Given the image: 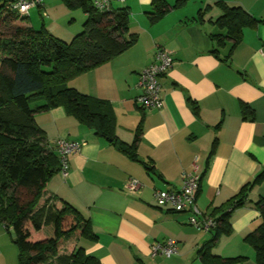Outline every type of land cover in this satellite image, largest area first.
I'll return each instance as SVG.
<instances>
[{"label": "crops", "instance_id": "obj_1", "mask_svg": "<svg viewBox=\"0 0 264 264\" xmlns=\"http://www.w3.org/2000/svg\"><path fill=\"white\" fill-rule=\"evenodd\" d=\"M152 1H113L111 8L129 9V27L138 34L137 42L71 80L81 92L110 102L121 140L133 143L141 130L136 143L139 159L96 135L63 106L54 107L35 115L51 146L60 138L82 145L69 156L67 175L55 173L47 189L74 205L98 235L96 241H72L70 252L80 245L103 264H193V259L202 264L199 251L214 232L192 225L188 211L158 206L154 192L180 188L185 174L199 173L197 205L202 214L214 218L217 207L264 169V0H185L156 21ZM167 1L174 6L178 0ZM218 1L242 6L259 20L244 28L228 61L231 41L219 49L220 57L213 53L211 35L224 32L215 23L223 15ZM44 3L48 12L52 2ZM159 48L169 50L174 59L161 78L164 105L143 108L135 103L139 75ZM243 104L253 113L245 116ZM131 180L139 182L134 191L128 188ZM261 197L264 181L252 189L245 205L233 211L232 233L221 236L212 249L215 254L245 256L249 264H257L245 237L262 222L255 206ZM168 239L176 240L177 254L152 256V244ZM0 264H20L19 249L3 225Z\"/></svg>", "mask_w": 264, "mask_h": 264}, {"label": "trees", "instance_id": "obj_2", "mask_svg": "<svg viewBox=\"0 0 264 264\" xmlns=\"http://www.w3.org/2000/svg\"><path fill=\"white\" fill-rule=\"evenodd\" d=\"M13 0H0V225L16 234L20 264H103L77 245L71 252L67 243L84 238L96 241L91 221L70 202L51 194L47 183L61 170L60 157L47 139L35 115L63 106L67 113L92 129L129 157L138 160L136 143L121 140L115 133V118L109 101L69 86L76 76L103 64L129 49L138 40L130 31L127 7L98 9L93 0H62L70 9L87 14L83 30L71 41L51 33L45 25L36 29L28 15L11 8ZM174 6L167 0H153L152 20L163 17ZM217 5L223 15L216 24L224 32L211 35L213 53L231 41L225 60L242 41L244 28L259 20L242 6L225 1ZM199 12L197 19L201 18ZM191 105H197L190 99ZM243 114H252L248 104ZM155 172L154 166L146 165ZM264 181V169L244 184L212 216L214 235L199 251L202 264H235L245 256L222 257L212 249L223 235L232 233V214L245 205L252 189ZM42 201V202H41ZM262 222L245 237L256 253L257 264H264V197L255 202ZM216 214V215H215Z\"/></svg>", "mask_w": 264, "mask_h": 264}, {"label": "built area", "instance_id": "obj_3", "mask_svg": "<svg viewBox=\"0 0 264 264\" xmlns=\"http://www.w3.org/2000/svg\"><path fill=\"white\" fill-rule=\"evenodd\" d=\"M113 1L124 0H96L95 6L100 10L111 8ZM44 0H13L11 8L21 15L30 14L33 7H44ZM174 59L169 50L159 48L155 52L153 61L139 75V93L135 97V103L143 108H161L164 105L161 78L173 67ZM82 142L60 138L55 142V149L60 157L61 171L67 175L70 169L69 156L78 152ZM201 184L199 173L185 174L180 188L156 189L154 197L158 206L170 210L191 213L190 223L198 229L210 230L214 226L212 218L204 215L198 208L197 197ZM139 186L137 180H131L128 188L136 190ZM178 252L177 242L173 239L156 241L151 246V255H163L167 258L175 256Z\"/></svg>", "mask_w": 264, "mask_h": 264}, {"label": "rangeland", "instance_id": "obj_4", "mask_svg": "<svg viewBox=\"0 0 264 264\" xmlns=\"http://www.w3.org/2000/svg\"><path fill=\"white\" fill-rule=\"evenodd\" d=\"M49 2H52V5L48 12L44 8L39 9L38 7H33L30 10V23L36 29H40L45 25L46 28L48 27L47 29L50 28L55 36L68 42L71 41L76 34L83 30V24L86 21V18H83V11L81 9L70 10L67 6L63 5L61 0H49ZM57 4H60V6L57 7ZM47 17H50V19L47 20ZM47 21H50L48 26L45 24ZM71 85L70 81L69 86ZM67 244V250L73 247L72 242ZM191 261L190 263H197V259ZM245 262L249 264V259L246 258L235 264H243Z\"/></svg>", "mask_w": 264, "mask_h": 264}, {"label": "water", "instance_id": "obj_5", "mask_svg": "<svg viewBox=\"0 0 264 264\" xmlns=\"http://www.w3.org/2000/svg\"><path fill=\"white\" fill-rule=\"evenodd\" d=\"M13 240L16 241V234L13 232L12 233Z\"/></svg>", "mask_w": 264, "mask_h": 264}]
</instances>
